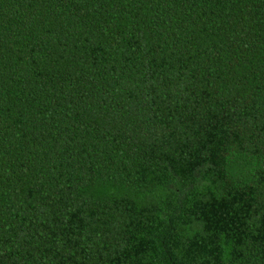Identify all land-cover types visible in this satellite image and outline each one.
<instances>
[{
    "label": "trees",
    "instance_id": "16d2710c",
    "mask_svg": "<svg viewBox=\"0 0 264 264\" xmlns=\"http://www.w3.org/2000/svg\"><path fill=\"white\" fill-rule=\"evenodd\" d=\"M0 264H264V0H0Z\"/></svg>",
    "mask_w": 264,
    "mask_h": 264
}]
</instances>
